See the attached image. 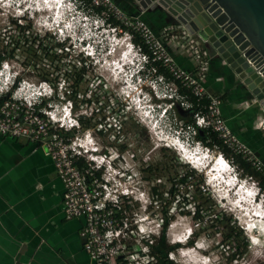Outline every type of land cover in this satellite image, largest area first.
I'll return each mask as SVG.
<instances>
[{
	"label": "rangeland",
	"instance_id": "rangeland-1",
	"mask_svg": "<svg viewBox=\"0 0 264 264\" xmlns=\"http://www.w3.org/2000/svg\"><path fill=\"white\" fill-rule=\"evenodd\" d=\"M37 3L36 6L33 5L29 8L35 9V13H30V15H24V13L16 14L14 12L15 8L0 5V52L5 47H7L6 51L12 48V46L6 45V42L9 41L8 37L16 34L13 32V28L7 31L4 29H9L8 20L14 16H26L29 18L32 24V32L34 33L37 32L43 36L44 32L50 31L52 34L56 32L59 25L54 24L57 22L56 20L51 23L52 11H45V3L43 4L42 0H40L42 6L39 5V2ZM85 12L86 7L82 6L78 12L67 11V20L65 19L66 25L64 28L66 31L60 35L56 33L58 38L55 37L58 42L63 41V38L69 37L67 45H72V52L71 57H68L69 61H64L66 64H69V62L71 64L74 63L77 54H80L81 51L83 52L84 50L87 53L90 50L83 49V46L93 48L94 54L92 56L81 54L83 57H87L85 58L86 63L92 62L93 70H88L82 82L77 86L75 77H72L70 81L68 80L64 84V78L60 74L56 75L52 67L50 73H48L49 77L55 80L58 79L60 85H58L56 95H53L50 99H48L49 96L45 97L46 100H44L43 105L51 106L53 110L60 111L69 101L67 92H65V95L64 90L66 89L71 95L75 93L76 105H73L75 108L74 111L72 110V114L79 117L82 116L90 125H94L88 130L81 129L79 134L89 131L92 139L91 144L88 142L90 146L92 145L102 155L106 156L107 160L111 161L109 166H104L102 172H104V169L108 171L105 177L109 181V190L112 195L119 196L122 191L128 194L120 199L119 203L129 226L136 229V234L131 237L130 243L136 245L148 236H153L154 239L159 238L162 233V221L165 218H171L172 220L165 231L164 238L167 244L173 246V250L168 257L173 259L176 264H264V220L253 218L258 221L254 231L247 227L248 218L245 217L247 212H241V208L238 207L236 209L234 206V198L238 192L237 188L240 189L244 186V191L248 189L245 191L246 195H249L248 199L250 197L252 203L263 213L264 198L260 192H257V186L248 180L247 177H240L242 175L241 168L237 169L231 164L230 166L228 165L229 170L224 173V178L221 177V180H227L228 184H219L218 182H221L219 180L212 186V183L210 184L207 178V170L193 165L187 160L184 153L180 154L178 150L174 149V146H171L177 140L176 137L179 133L173 125L172 117L168 115V113L171 114L172 109L168 110L166 116L161 114L163 109L169 104L167 97L171 92L158 87L156 90L152 89L154 88V81L158 79L151 78L148 71L143 73L144 76L142 78L129 77L128 73L123 75L122 69L125 70L128 61L124 62L125 64H120L123 63L121 61L123 60L122 55L128 54L130 59L135 56V51H128L129 45L126 46L128 42L122 34L119 33L116 39H113L112 31L107 24L101 21L95 22V18ZM165 16L168 18L167 15ZM53 19L55 18L53 17ZM174 30L177 36L182 35L181 27L176 26ZM51 36L53 37V35ZM194 42L201 47L202 44L197 38H194ZM169 43L167 42L166 44L168 45ZM114 45L116 46L112 47ZM15 54L19 59L10 60L13 70L20 71L22 78L37 85L40 81L37 75L42 73V71L35 70L37 67L25 54V51L22 54H17L16 52ZM42 62L38 64L44 67ZM110 63L113 65L111 70L115 71L118 68L114 75L111 70V72L108 70L107 65ZM117 64L120 66L116 68ZM25 65L27 67V69L25 68L27 70L26 74L20 68L24 69ZM208 68L215 71L221 78L232 80L234 84L238 83V87H242V91L245 89H243L239 80V82L234 80L235 77L231 70L219 58H210ZM30 69H33V72ZM60 71L62 72V68H60ZM42 74L46 73L43 72ZM138 79L140 80L138 81ZM245 93L251 99L247 90ZM97 125L102 126L99 133L96 127L100 126ZM179 141L184 152L197 151L201 156H208L207 160L208 164L211 163L210 167L216 164L214 159L217 154H205L203 148L187 145L182 140ZM184 164L198 172L197 175L202 179L203 186L209 192V195L207 192H203V187H201L200 183L197 184L196 181L190 182L189 187H183L178 184L177 180L180 178V174L186 170L182 166ZM225 185L227 187L224 189ZM196 187L200 188L205 197V199H198L200 205L205 200L210 201L214 210L213 213L223 214L224 220H227L228 217L232 218V221L235 222L232 229L236 232H241L244 240L247 241L246 251L236 263H231L232 261L226 259L230 251L226 246L221 245L225 235L230 231L229 227L231 224H226V222L218 224L210 221L211 218L206 220V215L204 216L206 218L200 223L192 219L193 201L195 202V200L191 199L189 195L194 194ZM171 189L174 190V200H172L170 195ZM252 192H254L253 195L255 194L254 201L253 197L250 196ZM217 194H222L220 197L223 196L225 201L222 202ZM184 195L189 199L188 204L185 206L182 203ZM187 212H191L190 215L185 214ZM252 224V226H255L254 222ZM190 232L194 233L193 236L188 238L189 240L194 238L193 246L188 244V239L183 240ZM181 238L183 239L181 240ZM225 243L236 248L237 245L241 244V241L226 240ZM196 245L200 247V250H195ZM184 251H190L188 256L182 257L180 255V252Z\"/></svg>",
	"mask_w": 264,
	"mask_h": 264
},
{
	"label": "built area",
	"instance_id": "built-area-1",
	"mask_svg": "<svg viewBox=\"0 0 264 264\" xmlns=\"http://www.w3.org/2000/svg\"><path fill=\"white\" fill-rule=\"evenodd\" d=\"M38 1L0 0V5L15 8L16 14L30 15L35 13V9L29 8L36 6ZM61 2L62 7L54 9L51 20V23L56 20L54 24L59 25L53 33L57 38L56 33L60 35L66 31L64 28L67 11L78 12L81 6L86 7L85 13L95 18V22L101 21L109 26L113 39H116L119 33L122 34L129 43L126 45H129L128 51H135V56L130 59L128 54L122 55V61H128V65L124 67L125 70L122 69L124 74L142 78L143 73L148 71L151 78L158 79L154 81L152 89L162 88L171 92L167 97L169 104L161 114L166 116L168 110L172 109L171 114L168 113V115L172 117L173 125L179 132L175 143L182 140L187 145L203 148L205 154H217L215 163L221 160L226 166L232 165V160L226 159L217 146L209 148L197 139L201 131L212 132L216 134L222 145L233 154L239 155L256 172L264 176L263 163L234 135L223 118L221 98L210 93L204 86L203 81L208 70L209 59L204 57L202 45L200 47L198 43H193L192 36L184 30L181 36H177L174 27L156 34L141 15L133 17L127 15L113 0H61ZM96 9L101 11L98 12ZM12 18L17 19L21 24L30 20L26 16ZM108 18L116 20L118 24L110 25L106 22ZM134 37L140 39L146 51L141 45H134ZM66 40L68 41L69 37L59 42ZM167 42H176L178 47L191 52L197 61L194 72L186 71L177 65L168 51ZM70 46V48L66 46L65 50L71 54L72 45ZM84 48L90 50L87 53L83 50L77 56L85 60L87 57L81 54L92 56L94 50L87 46H83ZM18 51L17 48L16 53ZM125 57L128 58L125 59ZM14 59L17 60L18 57ZM10 63H12L10 60L0 62V137L25 139L39 147L52 160L57 176L63 184L64 218L83 220L79 237L83 240V249L91 264H160L150 252V246L154 243L152 236L142 239V242L136 245L130 243L131 237L136 234V229L129 226L119 203V200L128 194L122 191L119 196H116L110 192L109 181L105 177L108 171L105 169L104 172L102 171L104 166L110 165L111 161L92 145L90 146L92 139L89 131L79 134L82 128L78 120L79 116L72 114V102L69 100L60 111L53 110L51 106H44L45 97L49 96L48 99H50L54 95L53 88L46 81H39L36 85L22 77L19 79L20 71H14ZM85 64H88L86 60ZM20 68L24 71L22 67ZM159 68L166 74L158 73ZM179 88L190 93L196 99V105L188 99L187 94L179 93ZM176 107L191 112L192 121L189 123L180 121L175 112ZM97 126H100L99 129L96 127L99 133L102 126ZM255 127L264 131V117L257 121ZM81 159L84 160L85 166L78 167L77 162ZM95 172H101L100 178L95 176ZM247 179L257 186V192H259L257 182L251 177ZM261 195L264 198V193ZM168 259L173 261L169 257ZM226 259L228 260V256ZM237 261L233 260L231 263Z\"/></svg>",
	"mask_w": 264,
	"mask_h": 264
},
{
	"label": "crops",
	"instance_id": "crops-1",
	"mask_svg": "<svg viewBox=\"0 0 264 264\" xmlns=\"http://www.w3.org/2000/svg\"><path fill=\"white\" fill-rule=\"evenodd\" d=\"M113 1L129 16L141 15L156 34L176 27L161 10L138 12L127 6L130 0ZM178 46L170 42L167 48L179 67L194 72L197 61ZM204 55L212 58L207 51ZM203 83L221 98L230 130L264 165V131L255 127L263 117L258 105L244 87L242 91L210 68ZM62 195L54 164L39 147L25 139L0 137V264H91L79 237L83 220L64 218Z\"/></svg>",
	"mask_w": 264,
	"mask_h": 264
},
{
	"label": "trees",
	"instance_id": "trees-1",
	"mask_svg": "<svg viewBox=\"0 0 264 264\" xmlns=\"http://www.w3.org/2000/svg\"><path fill=\"white\" fill-rule=\"evenodd\" d=\"M96 11L100 12L101 9H96ZM8 21H9V25H8L9 29H4V30L7 31L13 28L14 32H17L18 34L16 36L14 35V36L8 37L9 41L7 42L8 43L7 45L12 46V48L9 51H6L7 47H5L4 49L5 51L3 50L0 52V62L4 60H11V59L17 58L18 56L15 54L17 48L19 49L17 54H22L23 51H25V54L31 59V61L37 67V69L35 70H38L39 72L41 70L42 73L43 72L46 73V74L39 73V75H37V78L40 81L48 82L49 85L53 88L54 95L57 94V88H58L59 81L58 79L55 80L49 77L48 73H50V70L52 67L54 68L53 70L56 73V75L60 74L64 78V81H63L64 84L68 80L70 81L72 77H75L74 79H75V83L77 84V86L82 82V80L84 79V76H86L87 71L93 70V65L91 64L92 62L86 65L85 60L80 56H76L75 61L72 64L71 62H69V64L64 63V61H69L68 57H71L70 56L71 54L66 52L65 50L66 46H68L69 48L71 47L70 45H67V40L64 42H58L55 35L50 32H44L43 36L38 34L37 32L35 33L32 32V24L30 20L26 21L25 24L18 23L17 19H14V18H10ZM106 22L112 26H116L118 24V22L112 18H108ZM51 35H53V37ZM133 43L134 45H141L143 50L146 51L145 47L142 45L139 38L134 37ZM41 61H43L42 65H44V67H41V65L38 64ZM25 68L27 69L26 65L24 66V69ZM60 68H62V72L60 71ZM26 69L24 70L25 74L27 73ZM30 71L33 72V69L32 70L30 69ZM158 73L166 74V72L160 68L158 70ZM18 78L20 79L21 76H19ZM65 92H67L68 99L72 102V105L75 106L76 105L75 93L71 95V93L68 92L66 89L64 90V94ZM179 93L187 94L188 99L193 104L196 105L197 101L193 96L190 95V93L184 91L181 88H179ZM201 103H206V101H201ZM74 108L75 107H73V111H74ZM176 114H177L178 119L182 122L189 123L192 121L191 112H188V111H184L182 113L176 112ZM78 120H79V123L82 129H88L91 126L94 127V125H90L89 122L85 118L83 119V117H79ZM197 139L200 140L202 144L206 145L209 148H212L213 146H217L219 151L223 154V156L226 159L232 160L233 166H235L237 169L241 168L242 175H240V177H244V178L251 177L252 179H255V181L258 184L259 192L261 194L264 193L263 174L256 172L251 167V165L246 163L239 155L233 154L228 148L222 145V143L218 140L216 134L212 132L205 133L201 131L200 133H198ZM77 166L78 167L85 166L84 160L82 159L79 160L77 162ZM182 166L186 170L182 174H180L181 176L177 180L178 184L183 187H186V186L189 187L190 182L196 181L197 184L200 183L201 187H203L202 188L204 189L203 192H207V190H205V187L203 186L202 179L197 175L198 172L195 171V169L193 168H189L187 164H184ZM100 175H101V172H95L96 177L100 178ZM191 189H192V185H191ZM203 192L200 190L199 187H196L194 190V194L189 195L191 199L195 200V202L193 201L194 210L192 211L193 213L192 219H195L198 223H200L203 221L204 218H206L204 217L206 215L207 216L206 220H209V218H211L210 221L218 223V224H222L224 222H226V224H231L229 227L230 231L225 235L224 239L222 240L223 243L221 245L226 246L228 250L230 251V254L228 255L229 261L239 260V258L242 257V255L246 251L247 241L244 240V237L242 236L241 232H236L232 229L233 228L232 226H234V223H235L234 221H232V218L228 217L227 220H224L222 216L223 214L221 215L218 213H215V214L213 213L214 210L211 207L212 204L210 203V201L205 200V202L200 205L198 199L200 198L205 199ZM207 193L209 195V192ZM170 195H171L172 200H174L175 194H174L173 189L170 190ZM188 200H189L188 197H185V195L182 197V203L184 204V206L188 204L189 202ZM190 213L191 212L189 213L187 212L185 214L190 215ZM171 220H172L171 218H165V220L162 221L161 223L162 233L159 236V238L154 239L152 236L154 243L150 246V252L152 255H154L158 259L160 264H176L173 261H170L168 259V255L172 252L173 246L167 244L164 238L165 231L168 228V225ZM193 234L194 233L191 232L189 236H193ZM193 239L191 240L188 239V244L190 246H193V242H194ZM226 240L241 241V244L237 245L236 248H233L232 245H228V243H225Z\"/></svg>",
	"mask_w": 264,
	"mask_h": 264
},
{
	"label": "water",
	"instance_id": "water-1",
	"mask_svg": "<svg viewBox=\"0 0 264 264\" xmlns=\"http://www.w3.org/2000/svg\"><path fill=\"white\" fill-rule=\"evenodd\" d=\"M130 2L127 6L138 12L164 11L170 24L197 38L212 58H219L232 71L264 115V0Z\"/></svg>",
	"mask_w": 264,
	"mask_h": 264
},
{
	"label": "bare ground",
	"instance_id": "bare-ground-1",
	"mask_svg": "<svg viewBox=\"0 0 264 264\" xmlns=\"http://www.w3.org/2000/svg\"><path fill=\"white\" fill-rule=\"evenodd\" d=\"M39 2V5L40 6H42L41 5V3H40V0L38 1ZM61 2V0H42V3L45 5V11L46 12H53L54 13V9L55 8H58V9H60L61 7H62V2ZM38 4V3H37ZM43 8H44V6H43ZM42 9V8H41ZM40 9V10H41ZM114 42V41H113ZM117 47H118V45H117ZM116 47V48H117ZM120 47V46H119ZM126 50V49H125ZM124 50V51H125ZM115 53V52H114ZM131 54V53H130ZM111 55V54H110ZM130 57V56H129ZM117 58V57H116ZM123 58V57H122ZM128 57H125V59H127ZM122 61V60H121ZM108 62V61H107ZM121 64V63H120ZM112 64L110 63V64H108L107 65V67H108V70L110 71L112 68H113V65L111 66ZM120 65L119 64H117L116 65V68L117 67H119ZM121 68V67H120ZM118 69V68H117ZM116 69V70H117ZM116 70L115 71H113V70H111L112 71V73H113V75H114V73L116 72ZM110 71V72H111ZM112 77H114V76H112ZM118 77V76H117ZM147 119H148V116H147ZM151 127V126H150ZM173 142V141H172ZM182 145V144H181ZM179 143H175V142H173L172 143V147L174 146V149H176V150H178L179 152H180V154H183L184 153V155L186 156V158H187V160H189L191 163H193V165H197L198 167H200L201 169H205V170H207V178L209 179V183L211 184L212 183V186H213V184L214 183H217L219 180H221V177H223V175H225L224 173L225 172H228V168H227V166L220 160L219 162H217L216 164H214L212 167H210L211 166V163H209L208 164V156L207 155H204V156H201L200 155V153H198L197 151H191V152H184L183 151V147L181 146ZM184 146V145H183ZM208 164V165H207ZM210 167V168H209ZM228 177V176H227ZM224 178V177H223ZM229 178V177H228ZM227 179V178H226ZM223 180V179H222ZM221 180V182H218L219 184L221 183H225V184H228V181L227 180H224V181H222ZM231 182V181H230ZM216 186V185H215ZM221 186V185H220ZM223 186V185H222ZM227 187V185H225L224 186V189ZM238 187V186H237ZM232 188V187H231ZM218 189V188H217ZM222 189H223V187H222ZM234 189V188H233ZM238 189V192L236 191V190H232L233 192H237L236 193V197L234 198V201H235V207H236V209H238V207L239 208H241V212H244V211H246L247 212V214H245V217L246 218H248L247 220V223H248V228H250V229H253L254 231H255V229H256V227H257V223H258V221H255L254 219H256V218H261L262 219V221L264 220V212L263 213H261V211L258 209V207L257 206H255V204L254 203H252V200H251V198L249 197V199H248V196L249 195H246V192L245 191H247V190H245L244 191V189H245V187L243 186V188H237ZM216 191V190H215ZM214 191V192H215ZM225 192V191H224ZM229 192V191H228ZM250 192V191H249ZM221 193H223V191H221ZM230 193V192H229ZM253 193L254 192H252V194L250 195V196H254L253 195ZM215 194V193H214ZM220 195H222V194H220ZM234 196V195H233ZM258 196V195H257ZM223 197V196H222ZM232 198V197H231ZM233 199V198H232ZM222 202H223V200H221ZM231 201V200H230ZM233 201V200H232ZM233 201V202H234ZM258 212H259V214H258ZM254 218V219H253ZM252 222H254L255 223V226H252L253 224H252ZM176 233V232H175ZM185 234V233H184ZM177 238H180V237H177ZM183 238H181V240H182ZM181 240H179L180 242H181ZM175 242V241H174ZM194 248V247H193ZM192 249V248H191ZM196 249H199V247H197L196 246V248H195V250ZM200 250V249H199ZM190 251H194V250H190ZM190 251H184V252H180V255L182 256V257H186V256H188V253H190ZM198 253V252H197ZM193 255V254H192ZM190 256V255H189Z\"/></svg>",
	"mask_w": 264,
	"mask_h": 264
},
{
	"label": "clouds",
	"instance_id": "clouds-1",
	"mask_svg": "<svg viewBox=\"0 0 264 264\" xmlns=\"http://www.w3.org/2000/svg\"><path fill=\"white\" fill-rule=\"evenodd\" d=\"M123 62V61H122ZM122 64H125L124 62L122 63ZM122 72H123V75H126V74H124V71L122 70ZM191 233V232H190ZM190 233H188V235H187V237H186V239L188 238V236L190 235ZM185 240V239H184ZM197 246V245H196Z\"/></svg>",
	"mask_w": 264,
	"mask_h": 264
},
{
	"label": "flooded vegetation",
	"instance_id": "flooded-vegetation-1",
	"mask_svg": "<svg viewBox=\"0 0 264 264\" xmlns=\"http://www.w3.org/2000/svg\"><path fill=\"white\" fill-rule=\"evenodd\" d=\"M200 248V247H199Z\"/></svg>",
	"mask_w": 264,
	"mask_h": 264
}]
</instances>
